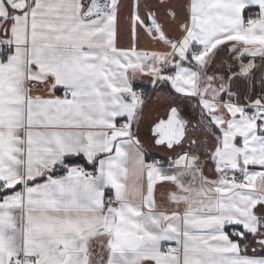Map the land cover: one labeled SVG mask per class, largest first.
Returning <instances> with one entry per match:
<instances>
[{"label":"snow or ice","instance_id":"6c2138e0","mask_svg":"<svg viewBox=\"0 0 264 264\" xmlns=\"http://www.w3.org/2000/svg\"><path fill=\"white\" fill-rule=\"evenodd\" d=\"M0 264H264V0H0Z\"/></svg>","mask_w":264,"mask_h":264},{"label":"crops","instance_id":"0c3cea01","mask_svg":"<svg viewBox=\"0 0 264 264\" xmlns=\"http://www.w3.org/2000/svg\"><path fill=\"white\" fill-rule=\"evenodd\" d=\"M123 43H127V40L125 39L124 41H122ZM144 46L145 47H151L152 45H151V42L150 41H148L147 39L145 40V43H144ZM137 83H139V84H142V85H146L147 83H148V81L147 80H144V81H137ZM149 152H150V154L151 155H153V156H159V157H162L163 158V156H164V153L163 152H160V151H158V150H156V149H153V148H150L149 149Z\"/></svg>","mask_w":264,"mask_h":264},{"label":"built area","instance_id":"2783aa9c","mask_svg":"<svg viewBox=\"0 0 264 264\" xmlns=\"http://www.w3.org/2000/svg\"><path fill=\"white\" fill-rule=\"evenodd\" d=\"M156 157H158V158H162V157H159V156H156Z\"/></svg>","mask_w":264,"mask_h":264}]
</instances>
